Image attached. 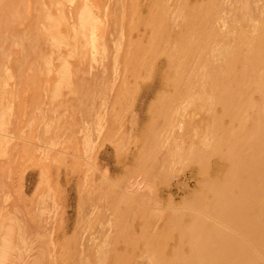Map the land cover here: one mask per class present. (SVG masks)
Segmentation results:
<instances>
[{
  "label": "bare ground",
  "instance_id": "obj_1",
  "mask_svg": "<svg viewBox=\"0 0 264 264\" xmlns=\"http://www.w3.org/2000/svg\"><path fill=\"white\" fill-rule=\"evenodd\" d=\"M25 1L0 0V126L5 124L4 117L10 114H6L5 108L9 105L6 86L11 70L20 73L24 66L22 56L16 58L19 51L13 49L15 45H20V55L23 54L26 61L28 57L34 60V72L25 75L23 71L20 78L16 73L19 84L26 86L28 83L32 87L31 84L37 83L36 64L44 49L42 42L51 41L54 49L69 46L70 53L83 60L90 51L100 53L101 49H107L106 24H112L120 31V37L124 34L138 37L130 41L124 55L127 71L138 76V68L141 67L148 78L157 71L162 75L157 85L159 88L155 84L146 88V94L151 93L155 99L149 110L151 123L148 129L147 124L144 126L146 134L142 133L145 145L134 157L137 161L135 166L131 170L125 166L129 170L126 169V174L116 179L114 185L110 184L113 188L107 185L109 181L105 182L111 180L108 175L104 174L97 185L94 173L92 175L95 189L98 187L101 194V190L109 186L107 205L111 203V230L107 226L110 222L104 223L111 232L107 236V232H101L105 238L100 237L103 239L101 242L99 236L96 237L100 243L95 240V244H91L93 246L86 244L89 248L83 253H86V258L82 257L84 264H264V12L260 9L263 18L257 17L258 24L252 25V30L246 31L242 27L239 29L243 30L238 31V25L231 28L224 22L227 19L221 22L222 0H175L173 6L169 4L171 0H28L33 2L35 13L29 17H32V23L28 34L20 30L23 36L20 31L15 33V23L32 12L28 2L30 11L25 13ZM249 4L247 1L244 7ZM240 10L243 12L242 8ZM244 11L247 12L246 17L249 16L247 9ZM125 18H128V25ZM172 25H177L179 31H174L176 29H172ZM8 32L11 39L12 35L18 38L17 35L21 34L23 37L10 40ZM162 54H165L167 66L164 73L155 63ZM193 58L195 60L191 63ZM68 62L64 59L56 77H53L56 83L51 89V97L58 96L64 86L74 82L76 75ZM38 84H33V94L34 89L37 92L35 86L40 87ZM134 84L138 88L132 92L130 82H122L117 94L118 105L128 95L139 92L140 83ZM76 89H80L79 84ZM90 93L93 98H90L92 105L89 107L94 108L95 96L91 87L86 96ZM39 95L30 99L37 106L41 102H38ZM113 118L117 122L120 115L114 114ZM114 124L111 121V133L117 130ZM0 138L4 139L2 135ZM28 148L25 146L24 153L31 158L33 148ZM126 149L124 146L121 150ZM158 156L165 164L170 162L167 158L176 164L183 160L192 163L191 171L197 178L195 188L189 193L184 191L187 195L179 208L175 207L177 203L174 207L162 208L163 197H160L156 179L160 174H157L156 165L151 163ZM74 171L77 172L76 169ZM89 192L90 195L91 190ZM105 195H99L100 199L96 195L95 200L100 201L98 204ZM99 208L102 209L101 206ZM98 211L94 213L98 215ZM103 211L105 213V209ZM102 213L97 217L100 218ZM108 215H102L101 221L104 218L108 220ZM90 216L93 221L96 219ZM14 234L9 225L4 222L0 225V264H11ZM80 261L79 258V264H83Z\"/></svg>",
  "mask_w": 264,
  "mask_h": 264
},
{
  "label": "rangeland",
  "instance_id": "obj_2",
  "mask_svg": "<svg viewBox=\"0 0 264 264\" xmlns=\"http://www.w3.org/2000/svg\"><path fill=\"white\" fill-rule=\"evenodd\" d=\"M174 1L175 0H171L169 4L173 6ZM222 1V6L220 5V8L223 9L220 16L222 19L221 22L227 19V21L224 22L229 23L228 25H231V28H234V25H238V31H242L243 29H239L242 27L245 30L247 29L246 31H249L248 29L252 30V25H256V20L260 17L263 18L262 11L264 12V0H243V2L242 0ZM236 1L237 3H235ZM247 1L248 4L250 1V7H244ZM28 2L30 3L32 12H29L30 8ZM231 2L234 3V6H232L233 3ZM32 3V1H25V13L27 14L29 12L30 14L28 13L26 16L24 13L23 16H26V18L24 19L22 17V19L17 20L19 22L16 21L17 25L15 23V26L17 29L15 33H19L22 29L21 31L24 32L25 35L28 34L29 25L32 23V17L31 19L29 17L35 13ZM241 8L243 12H240ZM245 9L249 12V16L253 10L251 14L252 17H246L247 12L244 11ZM248 9H250V11ZM260 9L262 11H260ZM127 21L128 18H125V24L128 23ZM241 21L243 24H241ZM221 22L219 23L221 24ZM173 24L175 25V23ZM174 25H172V27H174L172 29H176L174 31H179L177 25ZM224 28L225 27H223V29ZM106 29L108 30L106 37L107 49L105 51L101 49L100 53H92L90 51L87 58L85 55V59L83 60L76 58L73 52L70 53L69 46H62L60 49H54L50 43L51 41H47L46 43L42 42L41 47L44 49L39 55L36 64L38 78L35 80L37 83H33L35 85L39 83L40 87L35 86L37 87V92L35 91L36 89H34V94L32 90L34 85L31 84L32 87H30L27 83L25 84L26 86L23 85V87L22 84H19L16 75L18 71L14 72V75L13 71L16 70L10 69L11 78H9L6 86L8 92L6 94V100L7 105H9L5 108V110L7 109L6 114H10L8 116L5 114L6 117H4L3 120L6 122L4 121L5 124L0 126V130L2 129L0 134L6 140L0 138V225L4 222L9 225L12 232L15 233L13 235V244L15 245H13L14 250L10 258L11 264H48L51 262H54L53 264H74V261L75 264H79V258L81 260L80 262L85 260L82 259V257L86 258V253L83 254L86 252V249L89 248L88 246L86 248V244L93 246L91 244L92 242L95 244V240L97 241L96 243H100L98 241L101 240L102 242L106 232V236L111 232H108L106 223H104L110 222L107 226L108 229L111 230L109 228L111 227L112 219L110 209L111 203H109L110 206L107 205L110 196V194H108L109 190L107 189L113 188L110 184H113L114 181L116 182V179L123 177L126 174V169L127 171L129 169L131 170L132 167L135 166V162L137 163L136 160L134 161V157L141 147L145 145V139L143 137L146 133L143 131L148 129V125L151 123L149 110L155 99L154 95L153 97L151 96V93L149 95L146 94V88L152 84H155L156 88H159L157 85L161 81L160 78L162 75L157 71L148 78L141 67L138 68V71H140L138 76L131 75V73L127 71V58H124V55L129 49L130 41L133 42V40L138 37L133 38L128 34H124L120 37V31L112 24H106ZM21 31L20 33L23 34ZM21 34H19L20 36L17 35L18 38L14 35L12 36L13 38L19 39L24 36V34L23 36H21ZM8 35L10 36L8 39L12 40L11 33ZM13 49L19 51V53L16 52L17 55L15 54L16 58L22 56V59H20L24 65L23 67H25L24 70L22 67V71L19 70L20 73H17L19 78L23 71L25 75H29L30 71L34 72L35 66L32 57H28L30 61L28 62L29 64H26L28 60L26 61V57H24L23 54L20 55V45H15ZM18 54L20 56H18ZM15 55H13L12 59L15 58ZM208 58L211 59L212 57L208 56ZM64 59L69 61L68 63L76 75L73 77L74 82L72 85L64 86L58 96L51 97V89L54 83H56V79L54 78ZM80 60L81 63H78ZM193 60L195 59L193 58L191 63H193ZM165 61V54L160 55L159 58L155 60L156 67L163 73L167 67ZM209 61L211 63V60ZM26 65H28V67ZM27 72L28 74H26ZM49 78L51 80H49ZM47 81L54 82L48 83ZM125 81L130 82L132 92L138 88V86L134 84L135 82L140 83L141 88L137 94L132 93L128 95L122 103L118 105V90L122 82ZM77 84L80 85L79 90L76 89ZM90 87L92 88V95L95 96L94 108H90V105H92L90 100L92 97L91 93L86 96V92H90ZM19 88L21 90H19ZM38 88L42 91H39ZM154 91H156V89H154ZM33 95L35 98L39 95L38 102L41 100V102L37 103L39 107L35 105V102L31 101L32 97H34ZM254 97L258 99V95ZM88 102L90 103L88 104ZM31 104L34 108H32L33 106ZM116 110L118 112H116ZM117 113L120 115V118L116 122L113 117L114 114L116 115ZM196 118H199V116ZM111 121L115 122L117 125L114 124V127L117 128V130H114V133H111L113 132L111 131L113 129H110L112 128L110 127ZM153 122L155 121L152 120V123ZM145 125L146 129L144 127ZM156 125L160 126V123H156ZM3 131H5L4 135L7 138L3 135ZM142 133H144V136ZM139 135L143 139L139 138ZM28 141H30V143ZM123 141L126 144H124ZM3 142H6L5 145H1ZM122 143L127 147L126 150H121L124 147ZM27 145L33 148L32 153L30 151L31 148H28ZM25 146L30 149L28 151L32 154L31 158L28 154L24 153L26 150ZM165 149L164 147L163 150L165 151ZM167 160H170L169 164L162 162V158L158 156L151 162L156 165L157 174H160V177L157 176L156 178L158 183L157 188H159L160 197H163L162 208H169L170 205L174 207L176 203L178 205L176 204L175 207L177 206L179 208V204L181 205L182 200L185 195H187L186 193L193 191L195 188L194 185L197 178L191 171L193 166L192 163H189L190 161L187 163L188 160H183L182 163L177 162L176 164L170 158H167ZM150 161L151 160L148 162ZM151 163H148L149 166H151ZM127 165L128 168L130 167L129 169L125 167ZM3 167L6 168V170ZM74 169H76L77 172L74 171ZM104 174L108 175L111 179L105 181H109V183L106 184L110 187L107 186L109 187L107 188L105 185V189L108 191L106 193L104 192L105 189L101 190L103 192L102 194L107 195H105L106 197L102 196L103 200L98 204L97 202L100 201L95 200L97 199L96 195L99 196L102 194L98 192V187H96L97 190L95 189L94 182H97L96 185L100 183L102 180L99 179ZM92 175L94 177V182ZM87 176L90 178L87 179ZM86 190L88 193H90L89 191L91 190V194L89 195ZM96 191L98 194H96ZM92 193H94L93 196H91ZM88 197L90 199H88ZM100 198L99 196L98 199ZM105 198H107V200ZM86 200L89 202L87 203ZM93 202L97 204L98 208H96L97 206L94 205ZM82 203L84 204L83 208ZM90 203L92 205H90ZM165 204H167V206ZM102 205H104L103 208ZM100 206L103 210L105 209V213H110V216L107 213H102L104 211L102 209V211L100 210ZM95 208L97 210L99 209L98 212L105 215L104 217L108 215V220L109 218L111 219L108 221L104 218V221L103 219L101 221L102 215L98 218L97 216L100 213L98 215L94 213L97 212ZM107 209L110 211H107ZM157 210L162 211L160 209ZM88 211L90 213L92 212V214H89ZM167 212L168 211H165V213ZM165 213L162 215V218H164ZM90 215H92V218L96 217L94 220L95 222L91 219ZM89 218L90 221H88ZM98 219H100V221ZM96 220H98V222ZM101 223L103 225H101ZM102 227L105 229L102 230ZM98 236L100 240H97L96 237ZM67 243L69 244L67 245ZM71 243L72 246H70ZM65 245H67V247ZM72 247L73 250L71 249ZM73 253L75 257L72 255ZM69 255L71 257H69ZM47 257L49 259H47ZM47 261L49 262L47 263ZM84 262L85 261H83V264Z\"/></svg>",
  "mask_w": 264,
  "mask_h": 264
}]
</instances>
